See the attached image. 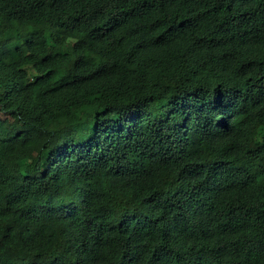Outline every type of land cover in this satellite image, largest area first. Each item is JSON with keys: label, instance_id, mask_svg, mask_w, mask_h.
<instances>
[{"label": "trees", "instance_id": "1", "mask_svg": "<svg viewBox=\"0 0 264 264\" xmlns=\"http://www.w3.org/2000/svg\"><path fill=\"white\" fill-rule=\"evenodd\" d=\"M0 264H264V0H0Z\"/></svg>", "mask_w": 264, "mask_h": 264}, {"label": "rangeland", "instance_id": "2", "mask_svg": "<svg viewBox=\"0 0 264 264\" xmlns=\"http://www.w3.org/2000/svg\"><path fill=\"white\" fill-rule=\"evenodd\" d=\"M1 119L3 121L2 122V125H4V126H1V129H3L7 135H13V134H15V132L19 128L18 125H16L14 123L13 126H10L7 122H5L6 119H4V116H1Z\"/></svg>", "mask_w": 264, "mask_h": 264}]
</instances>
